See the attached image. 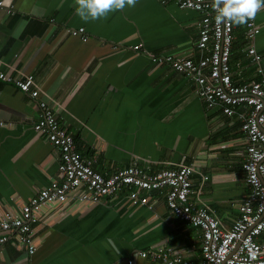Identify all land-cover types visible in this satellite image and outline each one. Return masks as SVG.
<instances>
[{
    "label": "crops",
    "instance_id": "0c3cea01",
    "mask_svg": "<svg viewBox=\"0 0 264 264\" xmlns=\"http://www.w3.org/2000/svg\"><path fill=\"white\" fill-rule=\"evenodd\" d=\"M5 2L15 13L0 9V71L14 78L33 75L39 98L0 81L5 124L0 127V218L17 213L56 179L58 150L32 128L38 102L45 100L57 104V118L73 135L79 154L94 159L103 176L132 165L149 173L191 165L192 185L201 189L203 203L227 227L237 219L249 193L237 115L228 118L219 106L206 108L194 84L148 58H196L194 12L172 0H138L134 8L85 23L75 14V0ZM255 21L261 61L253 64L233 49L236 84L257 79L258 69L264 72V10ZM79 27L90 36L87 42L67 33ZM242 28L236 27L234 41L241 47ZM150 199L151 209L131 207L126 193L99 204L45 206L34 230L35 253L28 255L10 240L0 251V264H127L130 259L159 264L136 254L159 246L197 261L200 231L168 212L164 192Z\"/></svg>",
    "mask_w": 264,
    "mask_h": 264
},
{
    "label": "built area",
    "instance_id": "2783aa9c",
    "mask_svg": "<svg viewBox=\"0 0 264 264\" xmlns=\"http://www.w3.org/2000/svg\"><path fill=\"white\" fill-rule=\"evenodd\" d=\"M172 2L199 18L195 43L197 57L148 54V58L152 65L166 66L194 84L197 96L206 108L219 106L228 118L237 115L245 145L242 169L249 186V193L238 206L237 219L227 227L203 203L201 189L195 190L192 185L191 165L181 164L155 173L132 165L103 176L95 167L94 159L87 160L79 154L73 135L57 118L54 110L57 104L39 100V116L32 128L58 150L57 176L17 213L3 214L0 218V251L12 240L18 249L32 256L36 250L34 230L43 219L40 212L45 206L99 204L126 193L131 207L151 209L150 194L164 192L168 212L200 231L199 259H187L171 247L160 246L138 251V257L159 264H264V72L258 69L259 76L249 83H234L231 56L237 26L215 22L212 0ZM0 9L9 16L15 13L5 0H0ZM242 27L245 42L242 52L253 64H258L261 61L256 51L259 25L254 19ZM67 33L81 42L90 39L83 27L67 29ZM117 48L112 46L113 50ZM138 48L135 45L133 49ZM0 81L13 84L32 99L39 98L33 75L14 78L0 71ZM4 125L0 121V127ZM205 180L203 177L202 181ZM132 263L131 259L127 261V264Z\"/></svg>",
    "mask_w": 264,
    "mask_h": 264
},
{
    "label": "clouds",
    "instance_id": "9594fccd",
    "mask_svg": "<svg viewBox=\"0 0 264 264\" xmlns=\"http://www.w3.org/2000/svg\"><path fill=\"white\" fill-rule=\"evenodd\" d=\"M138 0H75V14L85 23L101 18L109 13L136 7ZM212 8L217 24L231 23L237 27L247 25L264 10V0H212Z\"/></svg>",
    "mask_w": 264,
    "mask_h": 264
},
{
    "label": "trees",
    "instance_id": "16d2710c",
    "mask_svg": "<svg viewBox=\"0 0 264 264\" xmlns=\"http://www.w3.org/2000/svg\"><path fill=\"white\" fill-rule=\"evenodd\" d=\"M242 31H243V33L241 34V37L240 38H242L243 37V40H242V47L241 46H236V44H235V42H233V46H232V53H233V49H237L238 48V50L241 52V53H243L242 52V49L244 48V46H245V42H244V30H243V28H242ZM241 45V44H240Z\"/></svg>",
    "mask_w": 264,
    "mask_h": 264
}]
</instances>
